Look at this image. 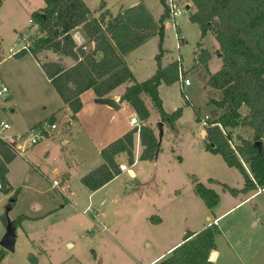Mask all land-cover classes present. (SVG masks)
Instances as JSON below:
<instances>
[{
	"label": "rangeland",
	"instance_id": "374dc122",
	"mask_svg": "<svg viewBox=\"0 0 264 264\" xmlns=\"http://www.w3.org/2000/svg\"><path fill=\"white\" fill-rule=\"evenodd\" d=\"M100 1L84 2L93 9ZM105 1L112 10H115L120 4L127 5L132 0ZM144 1L152 14L159 17L162 12L161 1ZM176 1L181 5L180 20L188 18L190 5H187L185 0ZM43 5V0L4 1L0 8V40L5 55L8 48L16 50L24 42H31L40 36L39 29L31 18L32 12ZM172 23L173 20L168 17L166 32L169 42H167L174 47L176 31ZM184 27L189 40L200 31L197 23L191 25L187 21ZM205 75L208 77L209 73ZM187 77L192 82L186 88L190 97V101L187 102L195 104L201 116L207 115L209 107L205 104L207 101L203 96L211 97L214 91L208 89L200 94L204 87H199V81H204L205 78L203 74L200 78L193 74ZM39 83L38 86L34 83L26 86L19 84L18 92L16 96L14 95V103L10 101L9 93L0 94V122L5 121L10 125L2 132L4 137L20 133L29 123L40 119H46L43 123L50 125L48 119L52 114H47V110L54 107L52 96L59 97L44 75ZM170 85L172 89L169 91L165 92L169 84H163L160 91L165 101L164 108L167 109L169 92L174 101H177L178 97L183 99L177 89L178 83ZM1 87L0 81V89ZM39 94L48 96L47 110L36 101ZM147 101L151 108L149 121L157 131L161 148L156 162L153 161L155 158L139 159L138 147L134 166H130L127 157L122 156L121 160L136 172V179H131L126 172H121L92 194H89V190L80 183L79 175L96 154L95 146L89 141L88 135L96 132L97 137L101 131L110 128L109 124L98 125L94 114L93 116L84 114L88 131L76 125L75 121L68 124L66 116L57 115L54 118L56 127L50 129L48 135L37 142L43 146L48 143L43 151L46 153L36 152V158H31V163L25 156L18 154L13 168V175L18 176L19 182L15 187L18 188V193L9 210L7 203L10 196L4 199L0 192V242L6 233L7 222H12L14 227L13 250L4 249L0 244V250L4 249V257L0 264H32L31 253H38L31 249V239L36 240V243L47 251V255L41 258V264H54L65 258L67 259L65 264H144L163 252L167 244L162 241L160 232L149 236L147 242L143 240L145 232L140 225V215L181 214L179 210L183 207L191 209V213L185 214H212L202 199L194 193L192 174L198 176L195 171L202 174L203 168L210 166L216 178L226 177L225 175L229 173L236 179L240 171L236 167L228 166L219 155L212 158H203L200 155V152H204V127L194 120V116L196 117L194 111L187 109L179 123L176 122L174 130L163 123V132L160 135L156 123L158 113L149 98ZM131 115L130 111L121 106L113 116L122 124H126L129 117L134 116ZM27 131L28 129L23 133ZM233 142L239 141L233 137ZM178 155L182 156L181 161ZM100 158L102 161L101 156ZM55 168L58 169L57 174L53 173ZM67 170L70 171L72 181L71 190L67 192L69 199L52 185V180L54 178L60 180L62 172ZM204 182L207 183L205 179ZM251 203L254 204V201ZM168 206H172L175 212L173 213L170 208L169 213L164 211ZM19 214H26L31 218L17 224L15 218ZM92 214H102L101 219L106 224L105 230L96 226L100 217H93ZM246 214L247 210L242 207L220 221L221 234L216 238L220 257L212 264H264V213L258 217ZM170 220L174 228L182 224L181 220L174 217ZM114 240H117V243ZM67 241L73 243L71 247L67 246ZM156 261L150 264H158Z\"/></svg>",
	"mask_w": 264,
	"mask_h": 264
},
{
	"label": "trees",
	"instance_id": "16d2710c",
	"mask_svg": "<svg viewBox=\"0 0 264 264\" xmlns=\"http://www.w3.org/2000/svg\"><path fill=\"white\" fill-rule=\"evenodd\" d=\"M160 1L163 13L155 20L142 2L119 10L115 15L104 9L94 17L84 0H44V6L33 11L31 18L40 36L31 40L27 50L16 53L21 56L30 52L39 60L72 116L82 107L81 94L84 91L91 89L95 96L104 98L118 86L127 84L119 100L129 104L140 124L101 148L103 163L80 178L81 183L92 191L119 175V165L115 161L117 154L125 152L128 163H134V133H138L142 146L139 159L153 160L159 152L161 144L147 123L149 110L142 95L150 99L160 121L172 130L182 114L181 107L172 112L165 111L158 92L160 84L170 85L178 79L175 60L161 64L163 21L168 17V9L165 0ZM190 1L194 10L189 13V19L199 25L201 37L207 32L214 35L222 58L220 69L209 73L206 81L214 94L205 103L209 107L205 150L221 155L228 166L236 167L242 174L244 186L241 189L222 184L231 194L264 188V0ZM104 7L105 3L101 1L99 10ZM76 28L85 38L82 44H77L72 35ZM154 35L159 37L155 72L138 82L124 55ZM45 49L71 57L74 64L66 66L62 60L42 61L38 54ZM243 106L248 109L245 115L240 111ZM193 110L199 122V110L196 106ZM54 118L51 115L48 119L50 124L54 123ZM236 128L250 130L251 134L247 138L237 136L240 142L234 143ZM257 141L261 143L259 147ZM15 156L9 144L0 138V192H12L7 206L16 201L18 193V188L14 189L7 178L8 163ZM193 181L194 192L207 208H213L219 202V194L202 182ZM25 218L26 215L20 214L15 221L19 224ZM219 234L220 229L215 223L187 233L183 242L158 264H209V253L215 249ZM3 257L4 249H1L0 262ZM30 261L35 263L36 259L31 256Z\"/></svg>",
	"mask_w": 264,
	"mask_h": 264
},
{
	"label": "crops",
	"instance_id": "0c3cea01",
	"mask_svg": "<svg viewBox=\"0 0 264 264\" xmlns=\"http://www.w3.org/2000/svg\"><path fill=\"white\" fill-rule=\"evenodd\" d=\"M4 1L5 0L1 1L0 8L3 6ZM101 1H104L105 7L103 9L99 10V4ZM101 1L99 2L98 6H96L93 9L88 7L94 17H98L100 12L104 9H107L111 13V15H115L119 10L131 7V6H133L139 2H142L145 5V7L148 9V11L151 13L153 18L155 20H158L160 18V16L162 15L163 9H164L163 5H162V12L160 13V16L155 17L152 14L150 8L148 7V5L146 4V2L144 0H132L131 3H128L127 5L120 4L115 10H112L108 6V4L105 0H101ZM185 1H186L187 5L188 4L190 5V10L188 11V18H183L180 20V18H181V14H180L176 18L175 22L172 23L173 29H174V31H176L174 34V36L176 38L174 47H171L170 44H168L169 37H168V33L166 32V30H167L166 19L168 17L163 21V42H162L163 55L161 57V64L166 65V64L174 61L176 58L179 57L181 59L183 65H184V67L186 68L185 74L187 76H191L193 74V75H195L196 78L197 77L200 78L203 74V77L205 76L204 81H201V80L199 81V87L204 86L202 91L200 92V94H202V92H205L209 89V87L206 85V81H207L208 77L205 74L206 73L207 74L208 73H214V72L218 71L222 65V58H221V53L218 51L219 50L218 42L216 41L214 35L211 32H207L204 36L201 37V32L197 31L195 33V36L193 37V39H190V40L188 39V33L186 32L184 24L187 23V21H188V23H191V25H192V23H195L189 19V13L192 12L194 9H193L192 2L190 0H185ZM42 7H39V9ZM72 35H73L77 44H81L85 41V38L82 35L81 30L79 28L74 29L72 31ZM158 40H159L158 35H154V36L150 37L147 41H145L143 44H141L137 48L131 50L130 52H128L127 54L124 55L125 62L128 65V67L130 68V70L132 71L136 81H138V82L143 81V80L147 79L148 77H150L155 72V69H156L155 55L158 52ZM27 42H29V41H27ZM0 50L3 51V54H2V51L0 54V81H1L2 87L3 86L7 87V91L4 93H9L10 101H12V103L15 102L14 100H15L16 92H18V89H19L18 88L19 84L26 86V85H29L30 83H34V84H37V86H38L40 84L39 81H41V78L43 75L46 78V80L50 82L49 78L45 75V73H44V71L40 65L39 60H37V58L32 53L27 52L21 56H17L16 54H14V55L9 54L7 51L6 52L7 54L5 55L1 40H0ZM38 56L42 61L62 60L66 66H71L74 64V59H72L71 57L61 56V55H59V54H57L54 51L49 50V49H45V50L40 51ZM139 75H142V77H139ZM197 80H199V79H197ZM176 82L178 83L177 89L180 92V84L178 81H176ZM163 84L164 83H162L158 86V92H159V95L162 99V104L164 107L165 101L162 98V94L160 92ZM191 84H192V82H191ZM126 86H127V84H122V85L118 86L117 88H115L113 91H111V93L107 97H104V98L114 99L118 103L117 107H112V106H109L108 104L102 102L101 98H98L97 96H95L93 90H91V89L84 91L81 94L82 107L74 116H72V113L69 111V109L64 104V102L62 101V99L60 98L59 95H58L59 98H57L56 96H52V98L54 99L53 100L54 107L53 108L50 107L51 109H48L49 111L46 109V105L48 103V98H47L48 96H46L44 94H41L42 96H40V94L38 95V98L36 101H38V104L41 107H44L45 110H47V114H50V115L52 114L54 117H56L57 115L58 116H66L68 124L69 123L71 124L72 121H75L76 125L80 126V128H82V129L85 128V130L88 131V129H86L87 126L85 123L84 114L92 115V116L94 114L96 116L95 119H96V122H98L97 123L98 125H100L102 123L110 125L109 130H107V131L104 130L103 132L101 131L100 134L97 135V137H95L96 132L95 133L92 132V134L88 135L89 141L91 143H93V145L95 146L96 154L93 155V160L90 161L88 166L84 167L83 172L81 173V175H79V181H80V178L84 174H86L90 170L96 168L101 163H103V158H102V161L100 158L101 148H103L109 142H111V141L115 140L116 138L122 136L124 133H126L127 131H129L130 129L135 127L133 124L130 123V117H129L128 121L126 122V124H122L121 122H119L120 121L119 119H117V118L115 119V117L113 116L114 113L117 111V109H120L121 106L124 107V109H126L127 111H130V113H132V115H135L133 109L129 106V104L127 102L119 100V97L123 93ZM2 87H1V89H2ZM170 89H172L171 85H169L167 88H165V92L169 91ZM56 94H58V93L56 92ZM169 95L170 96H167L169 109H167V108H164V109L167 112H172L176 108L181 107L182 108V114L178 118V120L176 121L177 123H179V121L182 119V117L184 115V112L187 109H189V110L191 109L192 112L194 111L193 106H195V104H192L191 102H187L184 99L179 98V97L177 98V101H174V97L172 96V94H170V92H169ZM180 95H181V92H180ZM142 98H143L145 105L147 106V108L149 110V118H150L151 108H150V105L147 101L148 97L146 95H142ZM203 98L205 101L208 100L207 96H203ZM151 105H152V103H151ZM240 111L243 115H245V114H247L248 109L245 106H243V107H241ZM203 116H205V115H203ZM203 116L200 115V119H202ZM149 118L147 120V123L153 128L154 126H152L150 124ZM44 120L45 119H40L34 123H29L27 125V127L25 126L26 127L25 130H23L17 134H23V132H25L27 129L29 130L30 128L34 127L37 123L44 121ZM194 120L196 121L195 116H194ZM158 121H160L159 115L156 118V123ZM196 123L200 124L204 127V136H205V133H206L205 132V125L201 124V120L199 122L196 121ZM164 126H165V124H164ZM9 127H10V125H9ZM17 134L12 133L11 136L17 135ZM154 134L158 138L156 129H154ZM250 134H251L250 130L243 129V128H236L233 131V137H235V138H237V136H241V138H247L250 136ZM9 137L10 136H8V137L5 136V138H9ZM237 140L239 141L238 138H237ZM239 142H237V143H239ZM262 144L264 146V139L262 140ZM47 145H48V143H45L44 146L42 143H37L36 146H34V147L33 146L32 147L26 146L23 153L19 154V155L25 156V158L29 161V163H31L32 162L31 158H36V152L43 153V151ZM28 147H29V149H28ZM137 147L139 149V152H138V157H139L141 150H142V146L140 144V139H139L138 133H134V151H133L134 158H135ZM44 153H46V152H44ZM158 153H157L155 159L153 160L155 162L158 159ZM200 155L203 158H206V157L212 158V156H215V155L217 156L219 154H213V153L205 150V147H204V152H200ZM17 156H18V154H16L15 158L10 163H8L7 178H8V180H9V182L13 188H15L19 182V181H17L18 176L13 175V168H14V165H15L17 159H18ZM122 156L126 158L127 154L125 152H121L115 156V161L118 165L121 163H125V161L121 160ZM219 156L221 157V155H219ZM178 159L181 161L182 156L178 155ZM135 161H136V159H134V163L132 164L133 166L135 164ZM132 165H130V166H132ZM244 166L248 169L246 164H244ZM130 169H131L130 173H127L128 177L131 179H136V177H137L136 172L131 167H130ZM195 172L197 173V175L199 177L195 176V174H192L193 191H194V181L193 180L195 179L197 181H200L199 180V178H200V179H202L200 182H202L205 186L214 189L219 194V196H220L219 202L213 208L210 209V211H211L210 213H212V214H185L187 212L191 213V209L189 207H186V208L183 207V208H180V210H179V212L181 214H142V215H140V217H141L140 225L143 226L142 228L144 229L143 231L145 232L143 234V240L145 242H147L149 236L153 235L154 233L160 232V237L162 238V241H164L167 244L166 249L163 252H161L159 255H157L153 260H151L147 263H144V264H150L154 260H157L156 263H159V261L163 257H165L167 254H169L170 251L175 246H177L183 242V239L187 233L197 232V231L201 230L202 228H204L206 225L212 223L213 220H216L215 224L220 229V221L223 218H225L226 216H228L229 214L235 212L237 209L245 207V209L248 212V214H246V215H250L251 217H255V216L258 217L259 214L264 213V196H263L264 195V188L252 189V190H248L245 192L239 191L236 194H231L227 189H225L223 187L222 184H226L230 187H235L237 189H241L244 186V179H243V176L241 173L237 174L238 176L236 179H234L232 177V175L229 173L225 175L226 177L216 178L215 175H213L210 166L203 168L202 174H204V175L200 174L197 171H195ZM53 173L57 174L58 169L55 168L53 170ZM120 173H121V171H120ZM70 175H71L70 171L67 170L65 172H62L60 180L54 178L55 180L58 181V186H57L58 190L64 196H66V199H69L67 196V192H69L71 190V186H72V181H71ZM203 178L207 181V183L204 182ZM109 182H107L106 184H108ZM80 183H81V181H80ZM106 184H104L102 187H100V189L103 188ZM82 186L85 187L86 189H88L85 185L82 184ZM88 190L90 192L89 194H92L96 191V190L92 191L90 189H88ZM11 193H8V194L2 193L4 196V199H7L11 195ZM253 201H254V204L251 203ZM169 208H170V210L173 211V213L175 212V209L172 208V206H168L167 208L164 209V211L169 213ZM24 215H26V214H24ZM92 215H93V217H100L99 224H101L102 226H100L98 223L96 224V226L98 228H101L102 230H105L106 224L101 219L102 214H92ZM26 216H27V218L23 219L21 222L28 221L31 218V216H29V215H26ZM172 217H174L178 220H181L182 224L178 228L173 227V224L170 220ZM254 225L257 227L256 223H254ZM220 234H221V229H220ZM219 235H217V236H219ZM31 241H32L31 242V249H34V251L36 250L35 252L38 253V254L31 253L32 256L36 259V262L32 263V264H41V258L43 256L47 255V251L40 244L36 243V240L31 239ZM114 241L116 242L117 240H114ZM215 243H216L215 249H212L209 253V261H210L209 264L216 262L220 257V251H219L216 239H215ZM66 244L68 247H71L73 243L71 241L70 242L67 241ZM118 244H119V242H118ZM132 245H133V243H132ZM66 260L67 259L65 258L59 262H55L54 264H65L67 262Z\"/></svg>",
	"mask_w": 264,
	"mask_h": 264
},
{
	"label": "built area",
	"instance_id": "2783aa9c",
	"mask_svg": "<svg viewBox=\"0 0 264 264\" xmlns=\"http://www.w3.org/2000/svg\"><path fill=\"white\" fill-rule=\"evenodd\" d=\"M167 9H168V17H170L173 22H175L176 18L181 14V5L176 0H165ZM31 21V19H30ZM82 44V43H81ZM30 46L29 42H25L20 48L14 50L12 47L8 48L9 54H16L21 49H28ZM2 51V50H0ZM177 63V81L180 84V92L185 101H190L189 94L187 93V86L191 84L190 79L185 74V67L181 61V59L178 57L175 59ZM7 91V87L3 86L0 90V94H3ZM208 119V115L203 116L201 119V122L203 125L206 124V121ZM130 123L134 126H139L140 122L136 115L132 116L130 118ZM9 127V124L7 122L1 121L0 122V138L4 140L6 143L9 144L10 148L16 153V154H22L25 150L26 146H32L33 144H36L40 139H42L45 135H48L50 129H54L56 127L55 123H51L49 126L46 125V123L41 124L40 126H34L30 128L25 134H17L10 136L9 138H5L2 135V132H4ZM231 146L233 147V142L230 141ZM119 169L121 172L130 173V166L126 163L119 164ZM52 185L57 187L58 181L52 180ZM216 220H213L212 223H215Z\"/></svg>",
	"mask_w": 264,
	"mask_h": 264
},
{
	"label": "water",
	"instance_id": "95a60500",
	"mask_svg": "<svg viewBox=\"0 0 264 264\" xmlns=\"http://www.w3.org/2000/svg\"><path fill=\"white\" fill-rule=\"evenodd\" d=\"M88 16L90 17V14H88ZM101 101L106 103V104H108L109 106H112V107H117L118 106V103L112 98H101ZM157 126H158V129H159L160 135H161L162 132H163V122L158 121L157 122ZM260 144L261 143L259 141L256 142V146L259 147ZM9 208H10V206H7V210H9ZM0 244H1V246L4 249L13 250V246H14V227L12 225V222H10V221L7 222V230H6L5 235L1 239Z\"/></svg>",
	"mask_w": 264,
	"mask_h": 264
}]
</instances>
